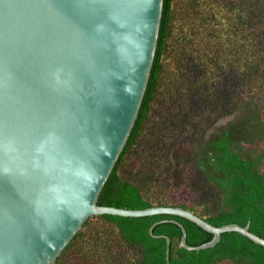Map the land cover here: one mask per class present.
Masks as SVG:
<instances>
[{
	"label": "trees",
	"instance_id": "1",
	"mask_svg": "<svg viewBox=\"0 0 264 264\" xmlns=\"http://www.w3.org/2000/svg\"><path fill=\"white\" fill-rule=\"evenodd\" d=\"M98 203L179 207L264 239V0H164L139 116ZM178 223L189 247L214 238L175 215L94 216L57 264L72 251L85 264H264V246L237 232L188 250Z\"/></svg>",
	"mask_w": 264,
	"mask_h": 264
},
{
	"label": "water",
	"instance_id": "2",
	"mask_svg": "<svg viewBox=\"0 0 264 264\" xmlns=\"http://www.w3.org/2000/svg\"><path fill=\"white\" fill-rule=\"evenodd\" d=\"M164 0H0V264H57L94 216L175 215L264 246L179 207L99 205L147 91ZM151 234L153 232L151 231ZM168 241L167 259L170 255Z\"/></svg>",
	"mask_w": 264,
	"mask_h": 264
},
{
	"label": "rangeland",
	"instance_id": "3",
	"mask_svg": "<svg viewBox=\"0 0 264 264\" xmlns=\"http://www.w3.org/2000/svg\"><path fill=\"white\" fill-rule=\"evenodd\" d=\"M228 113V112H227ZM225 114V113H224ZM229 114V113H228ZM227 119L222 120L221 122L224 123ZM178 199L181 201H185L191 203L192 196L189 191H185L183 188L179 194L177 195ZM67 264H85L82 258L76 253V251L69 252L65 257Z\"/></svg>",
	"mask_w": 264,
	"mask_h": 264
}]
</instances>
